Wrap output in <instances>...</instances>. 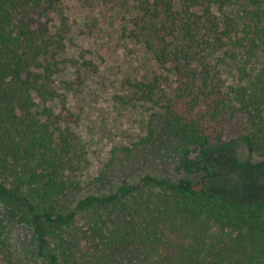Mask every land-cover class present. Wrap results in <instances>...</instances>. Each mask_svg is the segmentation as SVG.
I'll return each instance as SVG.
<instances>
[{
  "label": "trees",
  "instance_id": "1",
  "mask_svg": "<svg viewBox=\"0 0 264 264\" xmlns=\"http://www.w3.org/2000/svg\"><path fill=\"white\" fill-rule=\"evenodd\" d=\"M247 1L234 13V0H130L131 35L167 72L133 83L135 93L162 103L166 128L181 143L177 170L198 180L147 174L66 209L85 153L74 114L55 106L74 0H0V250L4 232L18 225L32 230L48 264H122L135 244L158 250L162 264H264V200L210 190L221 176L211 158L241 145L264 149L263 1ZM81 2L86 20L110 3ZM122 13H113L119 23ZM56 16L60 24H51ZM225 56L237 65L236 85L221 78ZM231 170L259 172L264 159L235 160ZM11 254L0 253V264H17Z\"/></svg>",
  "mask_w": 264,
  "mask_h": 264
},
{
  "label": "rangeland",
  "instance_id": "2",
  "mask_svg": "<svg viewBox=\"0 0 264 264\" xmlns=\"http://www.w3.org/2000/svg\"><path fill=\"white\" fill-rule=\"evenodd\" d=\"M109 1L108 8L91 13L94 20L85 19L75 0L65 14L71 31L65 53L67 61L56 77L59 95L55 106L58 110L65 106L74 114L77 122L73 129L85 152L74 176L80 189L71 191L65 198L66 209L73 208L82 197L109 193L124 182L138 183L147 174L173 181L198 180L177 170L181 143L166 128L162 103L140 100L133 87L135 82L167 72L146 43L131 35L130 0ZM234 3V13L243 12L249 5L247 0H234ZM117 11L126 16L124 23L113 18ZM50 23L60 24L59 17L50 19ZM122 24L126 25V33ZM218 68L226 85L239 83L235 61L225 56L218 60ZM262 159L264 149L250 151L245 145L211 158V169L221 176L212 180L210 190L228 195L234 201L264 200V170H231L235 160ZM102 176L105 180L100 183L97 180ZM83 224L84 220L79 219L74 231L80 233ZM4 236L8 244L0 253L11 251L17 264H48L38 256L35 236L27 226L13 225ZM121 262L162 264L158 250L140 244L128 248Z\"/></svg>",
  "mask_w": 264,
  "mask_h": 264
}]
</instances>
